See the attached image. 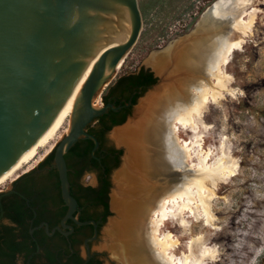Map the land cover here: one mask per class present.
I'll list each match as a JSON object with an SVG mask.
<instances>
[{"label":"bare ground","instance_id":"bare-ground-1","mask_svg":"<svg viewBox=\"0 0 264 264\" xmlns=\"http://www.w3.org/2000/svg\"><path fill=\"white\" fill-rule=\"evenodd\" d=\"M253 5L251 0H219L207 10L192 35L149 60L148 65L156 74L169 72V82L143 99L137 120L112 134L126 149L123 167L114 176L112 210L116 216L106 230L107 248L118 264L217 261L215 250L200 236H192L186 242V252L178 254L182 240L168 225L180 228L182 237L192 235L194 223L215 229L211 203L218 196V182L227 183L237 175L238 165L232 155L222 150L218 160H212L214 151L203 148L205 137L201 130L203 126L208 128L204 118L209 107L225 100L228 92L235 95L226 68L235 53L244 49L246 38L254 35L257 17L263 11L244 10ZM229 26L232 34L239 33L241 37L227 38ZM131 29L130 23L125 24L114 44L89 61L78 86L46 135L0 179V187L16 180L30 162L45 159L55 147L54 138L66 124L64 134H69L83 88L99 58L125 44ZM126 57L117 67L107 65L104 79H113ZM183 133L190 134L191 141L183 139ZM191 172L196 174L191 176Z\"/></svg>","mask_w":264,"mask_h":264},{"label":"water","instance_id":"water-1","mask_svg":"<svg viewBox=\"0 0 264 264\" xmlns=\"http://www.w3.org/2000/svg\"><path fill=\"white\" fill-rule=\"evenodd\" d=\"M204 15L205 12L201 19ZM127 23L132 27L129 40L99 58L83 88L69 134L53 149L54 168L68 211L62 228L51 233L47 225L41 227L45 226L49 236L59 231L68 237L74 232L66 224L68 221L93 225L95 236L86 241L84 258L91 257L89 243L97 239L98 226L93 221L81 223L74 216L78 202L70 194L65 155L80 139L92 140L95 152L99 143L86 132L88 126L109 110L118 112L131 105L129 102L122 107L107 105L97 109L94 101L110 84L111 79H104L107 65L117 67L141 35L143 15L139 0H0V179L43 139L71 98L89 61L102 49L111 47ZM151 93L149 90L139 104ZM131 121L132 117L114 127L110 135ZM112 218H108V224ZM62 229L69 232L63 233Z\"/></svg>","mask_w":264,"mask_h":264},{"label":"rangeland","instance_id":"rangeland-1","mask_svg":"<svg viewBox=\"0 0 264 264\" xmlns=\"http://www.w3.org/2000/svg\"><path fill=\"white\" fill-rule=\"evenodd\" d=\"M198 1L201 2L196 0L194 3L200 6ZM251 1L254 5L245 8L246 12L254 9L263 12L257 17L254 35L246 38L247 44L244 49L235 53L226 68L227 75L231 77L230 89L235 95H230L228 92L225 100L209 107L204 118L208 128L203 126L201 130L205 137L203 148L214 151L212 160H218L217 155L222 150L232 155L238 165L237 175L227 183L218 182V196L211 203L215 229L210 230L203 223H194L192 235L182 237L180 228L172 224L168 225L169 229L182 240L183 246L178 254L186 252V242L192 236H200L208 247L216 252L217 261L210 264H262L264 260V0ZM202 15L196 22H193L191 15L173 20L152 13L146 19L143 18L142 32L136 45L131 48L125 63L117 75L110 80L109 85L124 74L137 72L142 66L146 67L154 54L161 55L172 44L192 35L197 30ZM231 29L230 26L227 28V38L237 40L241 37L239 33L232 34ZM146 68L150 69L159 80L151 89L152 93L169 82V72L157 75L152 67ZM139 102L133 111V121L141 116ZM95 105L98 108L103 107L102 95L95 98ZM67 127L68 124L56 135L53 141L55 145L66 136L64 133ZM112 134L113 132L109 134V140L117 149L123 151L122 159H124L126 149L118 144ZM182 136L183 139L191 141L190 134L183 133ZM41 162L35 159L25 168L23 167L19 175ZM123 164L124 161L119 170ZM115 174L113 173L112 178ZM193 174L196 172L189 173L191 176ZM84 183L95 185V177L84 179ZM112 184V189L115 190L113 179ZM10 185L11 181L6 182L0 187V191H7ZM115 216L112 210L111 217ZM108 225L106 223L103 227L100 238L92 244L91 251L99 255L103 264H118L107 248ZM83 249L85 248H82V253Z\"/></svg>","mask_w":264,"mask_h":264},{"label":"trees","instance_id":"trees-1","mask_svg":"<svg viewBox=\"0 0 264 264\" xmlns=\"http://www.w3.org/2000/svg\"><path fill=\"white\" fill-rule=\"evenodd\" d=\"M195 1L139 0V6L144 19L152 13L173 20L191 15L193 22H196L216 0L198 1L200 6ZM158 81L154 73L144 66L137 72L120 76L103 92L102 103L103 106L113 105L117 108L130 102V107L118 112L109 110L88 126L86 132L99 143L95 152L92 140L80 139L65 155L70 194L77 200L78 207L104 209L103 220L98 223L99 232L112 216L109 205L113 188L112 176L120 168L123 156V151L111 144L109 134L114 127L123 125L132 117L139 100ZM53 165L54 151L41 162L40 167L50 169ZM92 172L98 177V186H84L82 178L85 173ZM13 186V189L0 193V264H103L97 257L89 260L81 257L84 243L75 238L81 226L74 222H68L75 229V233L68 238H56L60 236L59 233L52 238L44 228H38L46 222L52 230L55 225L60 224L67 211L56 170H47L34 182L23 185L16 182ZM53 207L57 208L55 212ZM88 219L90 217H81L78 221L83 223Z\"/></svg>","mask_w":264,"mask_h":264},{"label":"flooded vegetation","instance_id":"flooded-vegetation-1","mask_svg":"<svg viewBox=\"0 0 264 264\" xmlns=\"http://www.w3.org/2000/svg\"><path fill=\"white\" fill-rule=\"evenodd\" d=\"M43 161V160H42ZM40 164L41 163H39V164H37L36 166H34V168H32V169H30V170H26V171H23L20 175H19V177L16 179V180H14V181H12L11 182V185H10V188L7 190V191H9V190H11V189H13V185H14V183H16V182H19V185H23V184H26V183H28V182H34V181H36L43 173H45L47 170H50V169H54V170H56L55 168H54V165L49 169V168H47V167H45V166H43V167H40ZM57 171V170H56ZM57 173H58V171H57ZM59 176V175H58ZM95 177V180H96V184L95 185H97L98 186V177H97V175H95L94 176ZM82 182H83V185L85 186V183H84V179H82ZM88 186H92V185H88ZM92 187H96V186H92ZM3 192H5V191H0V193H3ZM61 208H64V206H62ZM56 207H53L52 208V210H53V212H55L56 211ZM67 211H68V209H67ZM67 211L65 212V214L63 215V217L61 218V222H60V224H57V225H55L54 226V228L52 229V230H50V225L48 224V223H46V222H44V223H42L38 228H44V230H45V232H46V234H47V231H46V229H45V226H43V227H41L42 225H47L48 227H49V231L52 233V231L54 230V229H56V228H58V227H60V228H62V226H61V223H62V220L64 219V217H65V215H66V213H67ZM85 215V216H84ZM75 218L77 219V220H79V218H81V217H87V218H89L90 217V219H88L87 221H85V222H90V221H93V222H95L96 224H97V226H98V223H100V222H102V220H103V217H104V209L102 208V207H97V208H94V207H91V206H86V207H84V208H79V207H77V211H76V213H75ZM92 217V218H91ZM68 222H70V221H68ZM68 222L66 223L67 225H69V226H71L72 227V225L71 224H68ZM71 222H73V221H71ZM85 222H83V223H85ZM75 223V222H74ZM76 224V223H75ZM77 225V224H76ZM77 226H80V225H77ZM92 226V227H91ZM74 228V227H73ZM92 228V229H91ZM81 230L76 234V240L77 241H79V242H83L84 243V246L83 247H81V257L82 258H84L83 256H82V248H85V249H83V250H86V247H85V243H86V241L87 240H89V239H92L94 236H95V228H94V226L93 225H86V226H81V228H80ZM62 231H63V233H67V232H69V230H65V229H62ZM32 233H33V231H31ZM56 233H59L60 234V236L59 237H56V238H68V237H65L62 233H60L59 231H56L52 236H50V237H52V238H54L55 236H56ZM75 233V229H74V232L72 233V234H74ZM71 234V235H72ZM100 234H101V232H99L98 231V237H97V239L95 240V241H93V242H90L89 243V245H90V255H91V257L90 258H84V259H91V258H93V257H97V259L100 261V262H102L101 261V259H100V257H99V255L98 254H96V253H93L92 251H91V246H92V244L94 243V242H96V241H98V239L100 238ZM48 235V234H47ZM49 236V235H48ZM62 240H64V239H62ZM21 259V258H20ZM103 263V262H102Z\"/></svg>","mask_w":264,"mask_h":264},{"label":"clouds","instance_id":"clouds-1","mask_svg":"<svg viewBox=\"0 0 264 264\" xmlns=\"http://www.w3.org/2000/svg\"><path fill=\"white\" fill-rule=\"evenodd\" d=\"M96 174L94 173V172H92V173H85V176H84V178H82V179H87V178H89L90 176L91 177H94ZM85 186H88L87 184H85ZM93 186H97V185H93Z\"/></svg>","mask_w":264,"mask_h":264}]
</instances>
